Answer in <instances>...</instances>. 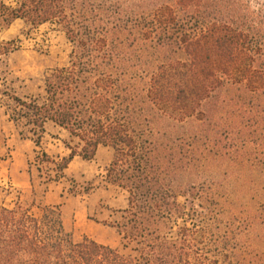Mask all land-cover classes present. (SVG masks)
<instances>
[{
	"label": "trees",
	"instance_id": "16d2710c",
	"mask_svg": "<svg viewBox=\"0 0 264 264\" xmlns=\"http://www.w3.org/2000/svg\"><path fill=\"white\" fill-rule=\"evenodd\" d=\"M131 6L0 0V28L17 19L55 22L72 44L69 64L45 76L43 97L3 93L21 138L41 148L49 123L68 133L67 155L41 149L30 164L46 182L59 181L75 157L90 161L101 146L112 148L106 178L128 193V206L107 208L119 215L109 222L88 217L116 228L133 250L76 241L61 205L34 198L38 215L19 196L12 206L0 203V264H206L196 239L226 232L209 181L229 159L259 157L264 166V0ZM175 42L190 60L165 55ZM13 43L5 42V53ZM150 49L158 60L144 62Z\"/></svg>",
	"mask_w": 264,
	"mask_h": 264
},
{
	"label": "rangeland",
	"instance_id": "374dc122",
	"mask_svg": "<svg viewBox=\"0 0 264 264\" xmlns=\"http://www.w3.org/2000/svg\"><path fill=\"white\" fill-rule=\"evenodd\" d=\"M16 1L4 0L13 7ZM135 2L123 0L128 9L133 8L131 4ZM177 13L186 15L187 11L180 9ZM6 41H14L13 50L8 53H5ZM179 46L181 44L175 42L165 55L190 60ZM71 51V42L55 22L32 26L17 19L9 28H0V203L12 206L20 196L22 203L38 215L41 210L38 203L33 204L34 198L44 205L59 204L66 228L76 241L88 236L129 254L133 252L132 245L122 239L116 228L88 217L109 222L119 215L107 208L128 206V193L106 178L112 148L101 146L95 159L90 161L75 157L66 177L46 182L30 163H34L41 149L53 157L67 155L69 150L63 140L68 139V133L49 123L39 148L31 140L21 138L2 104L3 93L7 91L20 96L43 97L45 76L58 67L67 66ZM139 54H136L138 59ZM158 57L159 53L150 49L144 62L156 61ZM192 113L196 117V108ZM251 157L248 162L225 161L224 167L218 170L220 178L209 181L214 187V211L225 216L218 225L226 232L209 233L196 239V257L202 256L206 264H264V166L261 158ZM178 222L181 224L182 219Z\"/></svg>",
	"mask_w": 264,
	"mask_h": 264
}]
</instances>
